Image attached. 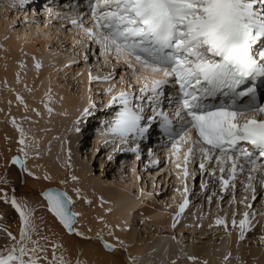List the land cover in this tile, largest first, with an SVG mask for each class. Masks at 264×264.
<instances>
[{"label": "snow or ice", "instance_id": "snow-or-ice-1", "mask_svg": "<svg viewBox=\"0 0 264 264\" xmlns=\"http://www.w3.org/2000/svg\"><path fill=\"white\" fill-rule=\"evenodd\" d=\"M7 6L23 9L27 0H7ZM88 9L87 21L80 16L72 18L70 23L80 29L82 40L99 47L101 55L126 65L135 81H126L121 75L120 90L114 92L118 85L112 73L93 77L89 72V84H109L103 90L110 96L105 107H115L112 118L103 122L102 134L111 136V140L104 142L116 145L113 152H131L139 160L140 141L158 124L161 136L171 146L169 156L179 170L177 176L182 173L185 180L184 200L177 207L171 227L176 228L177 217L189 203L186 182L190 175L195 178L188 170L190 162H197L200 175H207L213 183H218L220 192L234 190L239 181L255 199L257 187L264 188V92H261L264 88V0H88ZM45 12L51 15L49 9ZM57 16L64 19L60 13ZM41 67L40 62L35 63L37 70ZM19 79L17 74L18 82ZM16 99L27 107L23 96L17 94ZM46 99L51 103L50 90ZM165 99L171 111L162 107ZM145 106L151 110L150 115H145ZM95 107L96 102L89 97L88 105L74 120L76 132L80 131V119ZM33 111L39 115L36 109ZM48 111L52 108L48 107ZM12 123L20 134L19 154L12 155L5 165L10 163L21 174L38 180L28 169L26 159L21 158V154L28 155L25 133L14 118ZM148 152L149 156L153 154L151 149ZM178 157L182 159L177 161ZM106 159L112 161L113 155L108 154ZM68 167L71 168L70 163ZM43 179L51 181L52 178L45 173ZM69 179L78 183L80 178L70 175L61 179L60 185L66 186ZM10 183L5 171L0 176V202L9 205L18 215L19 235L0 227L5 237V242L0 244V264H89L88 260L81 259L82 249H70L56 239L41 235L43 229L35 222L36 207L26 198H18L15 189L10 194L5 187ZM207 187V182L201 183L202 189ZM73 191L77 200L92 203L80 195L79 188L74 187ZM40 196L44 201L40 206L51 213L67 234L98 241L109 253H125L126 258L120 264H142V258L133 255L130 246L116 234L117 230L130 231L127 224L121 227L105 222L110 239L101 231L94 237L85 236L77 227L81 214L73 211V198L65 188L49 186L41 190ZM215 196L213 192L208 197L209 203ZM247 199L245 196L240 201L245 208L250 207L245 203ZM100 202L105 203L102 198ZM253 217L250 211L232 212L231 226L236 231L238 247L256 227ZM214 223L226 231L229 228L226 217L217 216ZM260 233L258 242L264 247V226ZM184 256L189 264H208L195 254ZM232 259L229 250L223 255L222 264H231ZM235 260L237 264H247L240 256Z\"/></svg>", "mask_w": 264, "mask_h": 264}, {"label": "bare ground", "instance_id": "bare-ground-1", "mask_svg": "<svg viewBox=\"0 0 264 264\" xmlns=\"http://www.w3.org/2000/svg\"><path fill=\"white\" fill-rule=\"evenodd\" d=\"M58 1L64 2V0ZM76 1L77 3H72L69 5L57 3V5H51L48 9L52 12L55 11L57 13H60L61 16H74L77 14L78 10L85 9V7H83L84 0ZM61 5L63 6L61 7ZM12 12L15 14L19 13L20 15L23 13L20 11V9H13ZM25 16L26 14H24V17ZM56 17L58 18V16ZM27 27H29V31L27 32V28L23 31L21 30V36H18L19 33H10L11 37L8 40L0 42V46L3 45L2 49L7 50V55H11L12 50H19V52H26L27 54L30 53V55L32 56L35 55L34 47L36 43L35 40L37 39V37H39L38 33L39 35H41L40 37H42V41L45 40L48 45L49 38H51L50 36H48V33L50 34L54 32L51 31L52 29L49 26L43 25L41 27L37 24H34V26L31 27L29 24L27 25ZM63 27L67 28L68 24L66 23L65 25H63ZM56 32L62 34V30L60 29V27L57 28ZM64 32L67 33L63 34L64 38H66L67 40L72 38L71 40L73 43H77V39H81V36H77L71 30H69L68 32L64 30ZM77 33L80 34L79 31H77ZM32 35H36L35 40H33L34 38L32 37ZM38 40L41 39L38 38ZM84 42L86 41L84 40ZM45 48L43 49V51L45 50ZM4 57L6 56L4 55L3 57H0V60H4ZM101 58L102 60H105L108 57H106L105 55H101ZM112 60L115 61V59ZM25 72L26 73L23 77L24 79L22 84H24L27 89L35 86L39 87V84L43 79L42 77L46 73V71H39L37 73L30 71ZM130 79L133 83L135 82L132 77V73L130 74ZM115 91H118V88H116L114 92ZM32 95L36 96V94ZM87 96H89V92H83L74 101H66V96H63V98L58 99L55 97L57 100L55 99L51 101V103H37L38 107L36 108L39 112V115H37L34 111L30 112V106L27 111L26 109L28 107L24 109L25 111H22L24 113H11L10 115H12V119L8 121L7 119H4V115L0 114V176H3L5 174V171H7V177L11 181L9 185L5 186L7 191L11 194L12 190L15 189V193L18 198H26L33 206L36 207L35 222L40 228L43 229L41 235H47L50 238L56 239L58 242H62L66 247L70 249H82L84 254L83 256H81V259L88 260L89 264H120V262L125 260V253H109L101 247L98 241H87L81 237H75L65 233L66 231H63L62 227L53 218L51 213H49L46 208L40 206L42 203H44L42 197L40 196V192L42 189H45L49 186L57 187L58 185H60L59 181L61 179L68 178L70 175H77L80 178L79 182L75 183L69 179L67 187H70L71 189H73L74 187L79 188L81 190L80 195L82 197H87V199L91 200L92 202L91 204H88L85 203L82 199L78 205L73 206V211L81 214L78 217L77 223V227L79 228V230L83 232L85 236L92 237H94L98 231H101L106 239H110L108 237L109 229L104 227L105 222L112 226H116L117 224H119L121 227H124L125 224H127L130 227V231L117 230L116 234L124 239L125 242L130 246L129 251H131L133 255H138L142 258V264H171L173 260H176V264H189V261H187V259L182 258V255L186 251V241L192 242L191 254L197 255L201 261L206 260L208 264H222L223 255L229 250L232 252L233 256L231 264H237V261L235 260L236 256H240L242 260L247 262V264H264V248L261 247L258 242V236L261 234L260 228L261 226H264L263 214L256 215V210L254 211L253 207L251 206L250 211H252L251 213H254L252 223L255 224L256 227L253 229V231L247 233L246 237L250 235L251 238L255 236L257 238V241L253 242L251 247H246L242 245L243 243H241L239 247L237 246L236 231H234L231 226L232 214H230L229 218L225 216L229 222L228 231L231 232V236L227 239L226 242L222 240L223 235H221V232H217L219 228L216 227L212 231V228L209 227L210 224L213 226L215 220L214 217L209 216V218L207 216H204L203 214L201 216H198L199 211H197V205L200 198L195 193V191L200 194V197L201 195H203L202 193L205 190L201 188L202 182H207V189L214 188L216 190V196H221V193L217 189L218 184L211 182L209 180V176L207 179L204 177H198L197 181L194 184V187L187 188V199L189 203L185 212L179 216V218L181 219H179L176 228L173 230V232L175 230L177 231L178 239L175 241H170L161 237H159L158 239V236L159 234L161 236L166 231L168 233L171 232L172 227L169 225V222H171V218H173L174 216L177 202H179L180 199H183L184 197L182 193H178L180 188L177 184L183 179L182 173L178 178V171H176L174 174V178H167V180H165L163 176L157 177L160 174L159 172L161 171V167L163 168V166L160 165V162H163V160L156 154H152V156L148 159V164L151 162L152 165L148 166V168H146L144 171L143 164L140 161L136 162V158L132 160L130 158V152H123V165H125L126 167L130 166L134 170H132L134 180L131 181L123 178V172H121V176L123 178V180L121 181H118L116 179V176L115 179L101 178L100 180L101 174L97 175V177L95 176L94 178L90 174L91 171L89 169L85 168V166L80 165L75 157L76 152H78L79 150L75 145V132L71 131L72 133H69L68 135V131L71 129L68 128L71 126L73 118L77 117L87 104L84 103V98L88 99ZM48 107L52 108L51 112L48 111ZM48 113L49 115L48 117H46ZM148 114H151V110L147 108V106H145V115ZM51 115L52 117L50 118ZM25 117H27V119H25ZM13 118L15 119L16 124L23 129L25 133V143L29 145V147L26 149L28 153L27 157H24L22 154L21 156L23 159L27 158V167L31 172L35 174V176L40 178L38 180L34 179L33 177L27 176L26 173L21 174L20 170L10 163L5 165L6 160H10L11 155H13L15 150H18L20 147V145L18 144L20 134L16 131V127L12 123ZM60 119L63 122L58 127L50 125L54 120H58V122L60 123ZM103 132L104 129L102 128L96 131L95 136L97 138L94 139L96 143L95 141L93 143L95 147L98 146V141L104 142L106 139L111 140V136L106 137L102 134ZM155 133V127L153 125L148 133V136H153L155 135ZM55 135L58 138L55 137ZM54 137L57 139L56 141H53ZM58 139L62 140L61 145L60 140ZM48 141H51L53 144L49 143ZM47 143L48 145H51V149L53 150V153L49 155L42 152L44 151L42 149ZM146 145H150V143L142 144L140 142L141 149L143 148L147 150ZM106 146L115 147L116 145L113 146L112 143H108L106 144ZM38 149L39 151L42 150V153L39 154ZM45 149L47 150V146L45 147ZM33 150L37 151L39 155H31L34 154ZM69 151L71 152L70 160ZM59 155H61V157H65L66 163L61 165L56 162L55 156ZM153 161H159V166L153 164ZM69 163L71 164V168L68 167ZM164 165L165 168H163V171H166L168 165ZM139 166H142L140 172H142L143 174H147V176H152V182H156L158 180V183H160V181L162 182L164 180V183H169L170 187H173V189H171L173 190L171 197L167 200V203L165 201V198H161V201H165L166 204V207L164 209H157L151 204H147V202L143 200V197L147 195V193L145 192L146 189L144 188L145 183L140 186V184L137 183V180H135L137 174H139ZM45 173L51 176V181H46L43 179ZM104 177H107V175H105ZM155 177H157L156 180L154 179ZM237 183H239V181H237ZM132 188H135L134 192L136 194L132 192ZM233 191L234 190H226L222 195V199L226 192L227 194L230 193L232 195ZM73 193L74 196H76V193ZM256 193H259L262 196L263 199L261 200V203L264 206V190L258 186L256 189ZM239 195L241 197L238 196L233 202L242 200V197L247 196L248 199L247 201H245V203L248 204L249 198L251 197L252 193L250 191L246 192L245 189L240 188ZM207 196H209V192ZM101 198L105 201V203L101 204ZM255 199L252 200L251 203H253ZM111 206H113L114 208ZM110 207L111 212H107L106 209H110ZM244 211H246L245 207H243L242 213ZM193 215L196 216L193 217ZM100 217L104 218L103 221L99 219ZM137 220L143 221L144 225L149 224L150 222L151 227L137 230L138 227L135 223V221ZM237 220H239V218ZM18 224V215L15 213V211L11 209L9 205L0 202V227L7 228L11 230L13 234L18 236ZM151 228L153 229L151 230ZM49 229L51 231H49ZM89 229H91V231H89ZM185 231H189L188 236H184L183 233H185ZM195 231H197V233L204 234V236L206 235L205 237L209 238V241H206V244L195 245L193 241V233ZM214 231H216L217 233H214ZM167 232L165 233L166 235ZM212 235H216L214 238H216V240L218 241L215 242V239H213ZM33 238L35 239L36 237L34 236ZM4 242L5 237L2 233H0V244H3ZM184 261L186 262L184 263Z\"/></svg>", "mask_w": 264, "mask_h": 264}, {"label": "rangeland", "instance_id": "rangeland-1", "mask_svg": "<svg viewBox=\"0 0 264 264\" xmlns=\"http://www.w3.org/2000/svg\"><path fill=\"white\" fill-rule=\"evenodd\" d=\"M57 3L63 4V5H69L72 3L73 4L77 3V1L76 0H73V1L64 0V2H62L58 0H27V6L23 9H20V11L23 12L20 15L19 13L18 14L13 13L12 12L13 9L8 8L7 0H0V42L4 40H8L11 37L10 33H14V32L16 34L19 33L18 36H21L20 31L21 30L23 31L26 28L28 32L29 27H27V25L29 24L31 27L34 26V24H37L41 27L43 25H47L52 29L51 31H54L53 33H50V34L48 33V36L51 37L49 38L48 45H47V42H45V40L42 41V37H40L41 35H39V33H38L39 37H37L36 40H35L36 35H32V37L34 38L33 40H35L36 42L35 47H34L35 55H33L35 56V60H33V56L30 55V53L27 54L26 52L24 53L19 52V50H12V54L7 55L8 54L7 50L2 49L3 45L0 46V49H2L0 50V57H3L4 55L6 56L4 57V60H0V114L4 115V119L5 120L7 119L8 121L12 119L11 118L12 115H10L11 113L22 112L25 109L24 104H21L17 101L16 99L17 94H20L21 96H23L25 103L28 107V108L26 107L27 108L26 111L29 109V106H30L31 110L29 109V111L31 112L33 111V109L37 110L36 107H38L37 105L39 103L41 104L43 102H48L46 99V93H48L49 90L51 91V94H52L51 101L55 100L56 98L57 99L63 98V96H66L65 98L66 101L67 100L74 101L83 92L84 93L89 92V96H87L88 99L84 98L85 99L84 103H87L85 107L89 103V97H91L96 102V107L91 109V112L89 115L82 117L80 119V123H79L80 131L79 132H76L74 130L75 128L74 120L77 117L73 118L72 124L68 128V129L71 128L72 129L71 131L75 132V136H76L75 145L79 149L78 152H76V156H75L76 160L79 162L80 165L85 166V168L89 169L91 171L90 174L94 178L95 176L97 177V175L101 174L100 180L101 178L115 179V176L118 181L123 180V178L127 179L128 181L134 180L133 178L134 170L130 166L126 167L125 165H123V162H122L123 154L129 153V152H126V151L124 153L123 152H113L114 147H108L106 146L105 142H101V141H98L97 143L98 146L95 147L93 145L95 141L94 139L97 138L95 136L96 131L100 128L104 129L103 121L110 120L112 118L115 107L113 108L105 107V104L107 103V100L110 98V96L104 94L103 90L109 87V84L103 83V82H93L89 84V80H88L89 72H91L93 77H103L109 73H112V75L115 76L114 83L118 85L117 88L119 91L120 90L119 85L121 84L120 76L123 75L126 81H131L130 75L128 79L127 69L124 68L123 65L117 63L116 61H111L107 59L102 60V58L98 54V49L91 47L86 42H84L82 39H77L78 40L77 43L75 42L73 43L71 40L72 38L69 40L64 38L63 34H65L66 32H64L62 25H65L66 23L68 24V21H67L68 19L66 21H63L61 18L59 17L57 18L56 17L57 12L55 11L53 12L51 11L50 16L47 15L45 12V9H48L51 5H57ZM63 5H61V7ZM24 14H26L25 17H24ZM27 20H31L35 22L27 23L26 22ZM58 27H60V29L62 30V34L56 32ZM68 27H69V24H68ZM38 38L41 40H38ZM38 41L40 42L42 41L41 42L42 44ZM44 48L45 50L43 51ZM85 56H87V60H85ZM36 62H40L42 64V67L39 70L35 68ZM21 63H23L25 66L21 67ZM48 69H51V70H48ZM25 71H30V72H35V73L39 71H43V72L46 71L45 75L42 77L43 79L41 83L39 84V87L35 86V87H30V89L29 88L27 89V87H25L24 84H22L23 79H24L23 77L26 73ZM17 74H19V77L22 78V79H19V82L17 81ZM89 89H91V91ZM32 94H36V96ZM57 94L59 95V97ZM101 100H103L104 103H101ZM48 115L49 113L46 115V117H48ZM51 117L52 115L50 116V118ZM62 122L63 121L61 119H60V123L58 122V120H54L50 125L54 127L56 126L58 127ZM71 131L70 130L68 131V135L69 133H72ZM56 135L55 137H57ZM55 137L53 141L57 140ZM58 140H60V145H61L62 140L61 139H58ZM48 142L52 143L51 141H48ZM112 145L114 146V144ZM46 146H47V150L45 149ZM129 146L130 145H128V147ZM149 146L150 145H146L147 148ZM45 147L42 149L45 152L42 150L39 151L38 149L39 154L42 152L47 155L53 153V150L51 149V145H48L47 143ZM141 151H142L141 152L142 160H140V162L142 163L143 159L145 158L144 153L146 150L142 148ZM33 152L34 154H31V155L37 156L38 152L34 150ZM54 152H55V149H54ZM17 154H18V150H15L13 155H17ZM108 154L113 155L112 161H108L106 159V156ZM55 158H56V162L61 165L66 163V159L64 156L61 157V155H59V156H55ZM130 158L134 160L136 158V155L130 152ZM150 165H152L151 162L148 164V166ZM155 165L159 166V164H155ZM160 165H162L161 162H160ZM163 168H165L164 164H163ZM141 169L142 168L139 166L138 168L139 174H137V176L138 175L140 176L138 177L136 176L135 180H137V183H139L140 186H142L145 183L144 188L146 189L145 192L147 193V195L143 197V200L147 202V204H151L153 207H156L157 209L158 208L164 209L166 207L165 201L167 203V200L171 197V194L173 191L171 189H173V187H170L169 183L168 184L164 183L163 182L164 180L162 182L160 181V183H158V180L156 182L155 181L152 182L153 180L152 176L151 175L147 176V174H143L142 172H140ZM145 169L146 168L144 167V171ZM121 172L125 174V175L123 174V178L121 176ZM105 175H107V177H104ZM159 176H163V178L167 180L166 176L160 174L157 177ZM157 177H155L154 179L156 180ZM67 186L68 185L66 186L58 185L57 187L65 188L68 194L73 198V201H74L73 206L78 205L82 199L77 200L76 196H74L73 189ZM131 190L132 192H134L135 188H132ZM215 191L216 190L214 188L206 189L202 193L203 195H201V197H200V194L195 191V193L200 198L198 200V205H197L198 207L197 211H199L198 216H201L203 214L204 216H207V217L212 216L216 218L217 216H221V217L227 216L229 218L230 214H232L234 210L238 213H242V209L245 206L244 204L240 203L241 200L237 201L239 203L233 202L238 196H240L239 195L240 188H235L232 195L230 193L227 194L226 192L224 194L223 199H222L223 193H221L220 194L221 196L217 195L213 197L212 202L209 203L208 197L212 195V193ZM208 192H209V196H207ZM217 197H219V201H217ZM161 198L162 199L165 198V201L162 202ZM243 198L244 197H242V199ZM255 198H256L255 201L251 203L252 200H254L251 195V197L249 198V202H248V205H250V207L246 208V211L248 210L250 211V208L252 206L253 210L254 211L256 210V215H260V214L264 215V206L261 203V200L263 199L262 196L259 193H256ZM230 201H232L233 203H230ZM194 216L196 215H193V217ZM238 218L240 217L237 216V219ZM179 219L181 218L177 217L178 221ZM135 223L137 224V227H138L137 230L138 229L142 230L143 228L151 227L150 222L149 224L144 225L143 221L137 220L135 221ZM172 223H173V218H171V222H169V225L171 226ZM216 227L219 228L217 232H221V235H223L222 240L226 242L227 239L230 237L229 231L228 230L226 231L223 226L215 225V223L211 227L212 231ZM152 229L153 228H151V230ZM173 230L174 229L172 228L170 232L171 234L168 233L167 231H166L167 235L165 234L166 232L162 234L161 236L159 234L158 239L159 237H161L164 239H168L170 241L177 240L178 233L176 230L173 232ZM195 232L193 233V241L195 245L206 244L207 243L206 241H209V238L205 237L206 235L204 236V234L197 233V231ZM217 232L214 231V233H217ZM183 234L184 236L185 235L188 236L189 231H185V233ZM173 236H175V239H172ZM212 236H213V239H215V242L218 241L216 240V238H214L216 235H212ZM247 237L242 242L243 243L242 245L246 247H251L252 243L257 241V238L256 236L251 238L250 235ZM191 243H192L191 241H186L185 243L186 251L184 252V254L185 253L191 254ZM184 254L182 255V258L186 259ZM185 262L186 261H184V263Z\"/></svg>", "mask_w": 264, "mask_h": 264}]
</instances>
